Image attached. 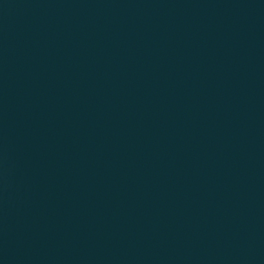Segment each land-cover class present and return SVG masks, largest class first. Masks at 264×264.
<instances>
[{"label": "water", "instance_id": "water-1", "mask_svg": "<svg viewBox=\"0 0 264 264\" xmlns=\"http://www.w3.org/2000/svg\"><path fill=\"white\" fill-rule=\"evenodd\" d=\"M0 264H264V0H0Z\"/></svg>", "mask_w": 264, "mask_h": 264}]
</instances>
